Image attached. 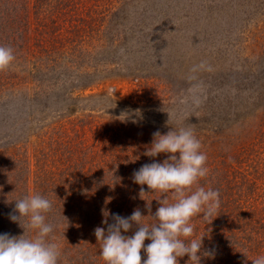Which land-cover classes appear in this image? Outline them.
Returning a JSON list of instances; mask_svg holds the SVG:
<instances>
[{"label": "rangeland", "instance_id": "rangeland-1", "mask_svg": "<svg viewBox=\"0 0 264 264\" xmlns=\"http://www.w3.org/2000/svg\"><path fill=\"white\" fill-rule=\"evenodd\" d=\"M263 6L264 0H130L127 12L117 17L122 23L117 28L123 29L127 42L110 49L116 52L101 54L99 63L105 65L92 67L95 81L86 90L63 97L65 91L85 83L72 85L76 70L73 74L67 71L69 76L60 83L51 79L40 84L12 69L23 81L13 96L0 99V151L6 152L5 156L30 157L34 176L42 173L38 167L44 171L45 166L48 174L57 175L61 182L68 175L64 169L76 175L82 170L78 168L81 159L69 161L61 155L66 152L68 135L89 137L92 142L91 135L99 128L110 135L125 131L130 139L123 141L146 149L154 132L166 134L183 126L192 127L206 155L217 162L222 155L219 149H231L235 134L264 126ZM34 85L42 97L60 92L46 102L51 107L48 111L35 112V119L31 111L26 115L17 107L19 102L24 109L29 107L24 98L28 86ZM135 109L141 110L142 119L134 114ZM126 110L129 116H121ZM260 177L264 207V173ZM69 192L73 191L58 187L51 192L62 195L60 215L64 214L46 218L54 228L75 226V221L81 224L73 217L70 199L66 201ZM105 219L112 222L111 216H104L102 222ZM150 219L149 224L154 223ZM81 226L89 231L90 223L82 221ZM49 241L59 240L51 234ZM59 251L58 264H72L77 257L82 263L84 256L70 254L64 259L66 250ZM99 251L94 257L85 256L86 264H104Z\"/></svg>", "mask_w": 264, "mask_h": 264}, {"label": "trees", "instance_id": "trees-1", "mask_svg": "<svg viewBox=\"0 0 264 264\" xmlns=\"http://www.w3.org/2000/svg\"><path fill=\"white\" fill-rule=\"evenodd\" d=\"M126 2L0 0V45L11 47L16 57L7 71H0V99L13 96L14 90H19L23 80L16 77V70L36 78L40 84L51 79L60 83L69 76L67 71L73 74L76 70L73 76L77 78L72 85L82 80L85 83L65 91L63 97L76 95L93 85L96 75L91 72L92 67L105 65L99 63L101 54L116 52L110 49H117L121 41L127 42L123 29L117 28L118 24L122 26L117 17L125 14L130 5V0ZM204 11L208 12L206 8ZM110 23L113 26H109ZM37 88L36 85L28 86L29 94L24 98L25 102H30L28 108L24 109L17 102L18 112L24 111L27 115L31 111L33 119L35 112L51 108L46 102L51 100L52 94L60 93L42 97ZM228 103L233 105L232 101ZM247 116L244 117L248 119ZM61 131L67 130L62 128ZM244 131V134L241 131L235 134L231 149L229 146V149L222 147L223 151L219 149L222 155L217 162L207 154L208 175L200 179L199 185L219 190L221 206L212 223L194 218V237H204V250L215 249L216 253L214 258L203 257L202 264H251L256 256L264 255V207L260 185V175L264 173V126ZM69 136L65 139L68 142L66 152L61 155L69 161L81 159L82 166L78 168L82 170H78L81 175H76L64 169L68 175L62 183L57 181V175L48 174L45 166L44 171L38 167L37 171L42 173L34 176L36 170H32L30 157L18 158L11 153L5 156L6 152L0 151V234L23 235L24 230L8 216L14 210V201L30 194H40L51 201L52 211L46 218L54 213L63 216L60 215L62 195L51 192L56 187L67 188L73 191L66 195V201L70 199L73 205L70 207L73 217L81 220V224L82 221L90 223L89 231L81 224L76 225L74 220L75 226L54 228L52 236L59 241L49 242L57 244L59 250H66L64 259L70 254L94 257L96 250L101 251V248L92 233L96 227L106 228L102 223L104 212L105 216L109 212L127 217L139 208L144 216L149 215L143 221L149 224L151 214L159 207L156 200L160 195L141 199L140 185L133 183L132 175L144 164L153 162V158L145 155L149 147L145 149L144 145L123 141V138L130 139L125 131L110 135L99 128L91 135L92 142L89 137ZM166 158L161 154L155 159L163 162ZM144 187L148 191L147 186ZM30 233L34 234L29 232L28 236ZM74 247L80 250L76 252ZM83 258L82 263L78 257L74 258L72 264H86ZM187 260L188 257L180 258L179 264H187Z\"/></svg>", "mask_w": 264, "mask_h": 264}, {"label": "clouds", "instance_id": "clouds-1", "mask_svg": "<svg viewBox=\"0 0 264 264\" xmlns=\"http://www.w3.org/2000/svg\"><path fill=\"white\" fill-rule=\"evenodd\" d=\"M15 59L11 47L0 45V71L8 69ZM133 112L142 119L140 109ZM123 115L129 116L127 110ZM201 149L192 127L171 128L166 134L153 133L152 143L145 152L153 162L135 170L132 180L140 185L141 199L160 195L156 200L159 207L151 214L154 223L145 224L143 221L149 215L144 216L139 208L127 217L107 212L112 222L108 223L107 219L102 222L106 230L94 229L104 264H179L183 257H188L187 264H202L203 257L214 258L215 249L203 248L204 237H194V218L212 223L221 206L219 190L199 185L209 171L208 157ZM161 154L167 158L158 162L155 158ZM14 202L8 218L24 233L0 234V264H58V245L49 242L54 226L46 222L52 211L51 201L43 195L30 194ZM29 232H34V236L29 237ZM251 264H264V255L256 256Z\"/></svg>", "mask_w": 264, "mask_h": 264}]
</instances>
